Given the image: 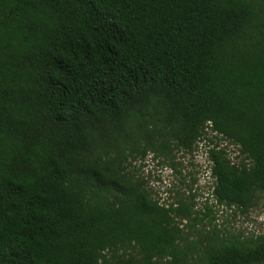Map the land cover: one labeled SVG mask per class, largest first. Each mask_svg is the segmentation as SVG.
Here are the masks:
<instances>
[{
	"label": "trees",
	"instance_id": "trees-1",
	"mask_svg": "<svg viewBox=\"0 0 264 264\" xmlns=\"http://www.w3.org/2000/svg\"><path fill=\"white\" fill-rule=\"evenodd\" d=\"M201 139L212 199L248 212L264 0H0V264H264V235L197 207L176 153ZM150 152L181 175L172 201L134 164Z\"/></svg>",
	"mask_w": 264,
	"mask_h": 264
},
{
	"label": "rangeland",
	"instance_id": "rangeland-1",
	"mask_svg": "<svg viewBox=\"0 0 264 264\" xmlns=\"http://www.w3.org/2000/svg\"><path fill=\"white\" fill-rule=\"evenodd\" d=\"M207 139H201L197 143V148L195 149L193 155L188 154L182 150L177 151V160L183 162L182 172L188 173L191 171L197 178V182L194 184V192H196V202L197 207L202 208L208 200L210 203L214 204V210L217 214V223L234 233H242L245 236L249 235H264V192L261 195V198L257 201L256 205L251 208L248 212H241L235 208H227L223 206L216 205L215 200L212 199L210 193L212 190L211 179L205 175L202 171L201 164L205 161V149H206ZM220 143L227 147V151L230 156H234L238 153V148L234 144L220 139ZM208 162V161H207ZM136 166L143 164L141 172L145 176H150V184L156 191V196L160 199L161 202H169L172 199L168 198L169 191L168 188H172L174 184L176 187L183 188L180 180L181 175L172 174L170 167L166 164L159 162V158H154L153 153H149L145 160L142 162L140 160L134 163ZM191 178L188 176V181ZM174 183V184H173ZM172 195L174 193H171Z\"/></svg>",
	"mask_w": 264,
	"mask_h": 264
},
{
	"label": "built area",
	"instance_id": "built-area-1",
	"mask_svg": "<svg viewBox=\"0 0 264 264\" xmlns=\"http://www.w3.org/2000/svg\"><path fill=\"white\" fill-rule=\"evenodd\" d=\"M206 151H205V155H206V159H207V161H205V162H203L202 164H201V167H202V171L205 173V175L208 177V179H211V187L213 186V182H214V177H212V175H211V165H212V163H213V161L209 158V154H208V152H207V147H206V149H205ZM171 170V169H170ZM172 172V171H171Z\"/></svg>",
	"mask_w": 264,
	"mask_h": 264
}]
</instances>
